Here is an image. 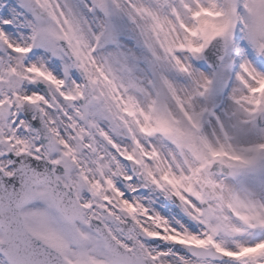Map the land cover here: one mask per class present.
<instances>
[{"label": "snow or ice", "instance_id": "snow-or-ice-1", "mask_svg": "<svg viewBox=\"0 0 264 264\" xmlns=\"http://www.w3.org/2000/svg\"><path fill=\"white\" fill-rule=\"evenodd\" d=\"M0 264H264V0H0Z\"/></svg>", "mask_w": 264, "mask_h": 264}]
</instances>
